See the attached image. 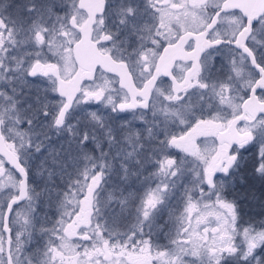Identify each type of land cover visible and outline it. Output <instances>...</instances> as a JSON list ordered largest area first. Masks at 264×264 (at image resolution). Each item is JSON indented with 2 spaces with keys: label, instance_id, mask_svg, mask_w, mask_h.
Masks as SVG:
<instances>
[{
  "label": "snow or ice",
  "instance_id": "snow-or-ice-1",
  "mask_svg": "<svg viewBox=\"0 0 264 264\" xmlns=\"http://www.w3.org/2000/svg\"><path fill=\"white\" fill-rule=\"evenodd\" d=\"M0 193V264H264V0H0Z\"/></svg>",
  "mask_w": 264,
  "mask_h": 264
},
{
  "label": "flooded vegetation",
  "instance_id": "flooded-vegetation-1",
  "mask_svg": "<svg viewBox=\"0 0 264 264\" xmlns=\"http://www.w3.org/2000/svg\"><path fill=\"white\" fill-rule=\"evenodd\" d=\"M238 11V10H237ZM174 70V72L177 74V76H179V69L178 68H174L173 69ZM106 77L107 78H110L111 80H114V81H116L117 79H118V77H116V75H113V74H110V73H107L106 74ZM161 79L162 80H165V82L167 83V82H170V78H166V77H161ZM118 85V84H117ZM119 86V85H118ZM121 91H123V90H121ZM83 107H85V108H89V110L90 109H98V110H100V109H103V108H101L99 105H97V104H91L90 106L89 105H84ZM103 110H106V109H103ZM179 132H177V134H178ZM201 139H203V138H201ZM198 143L200 142L199 140L197 141ZM209 146H211V142L209 141ZM174 154H177L178 156H183L184 154L183 153H179L178 152V150H171ZM190 160H191V158H189ZM5 167H10L9 165H5ZM0 195H3V193H0ZM175 201H177V200H173L172 201V208L170 209V211H174V212H176V211H178V210H181V208L179 207V206H175ZM250 211H251V213L254 215L255 213H258L259 211H260V209L259 208H252V209H250ZM248 217H246V219H247ZM257 219H259V217H256ZM173 229L171 228V226H168L167 228H166V230L165 231H163V232H161V231H159V234H158V236L160 237V239H159V242L160 243H165V242H167L165 245H168V244H170V243H168L170 240H171V238H172V236H173ZM157 235V233H156V231L154 230V233H152V238H153V241L154 240H156V236ZM75 239V238H74Z\"/></svg>",
  "mask_w": 264,
  "mask_h": 264
},
{
  "label": "rangeland",
  "instance_id": "rangeland-1",
  "mask_svg": "<svg viewBox=\"0 0 264 264\" xmlns=\"http://www.w3.org/2000/svg\"><path fill=\"white\" fill-rule=\"evenodd\" d=\"M112 81H113L112 86L115 87V88H118L119 86L115 83V81H114V80H112ZM97 110H98V109H97ZM97 110L92 109L91 111H97ZM104 115L107 116V114H104ZM193 166H194V165H193ZM175 206H176V207L179 206V202H178V201H175ZM181 210H182V208H181ZM173 212H174V211H173ZM209 226L211 227V226H213V225H209ZM201 227H202V226H201ZM120 230H121V231H124L125 229L122 227ZM155 231H156L157 235L155 236V237H156V240H154V242H158L160 245L164 246L167 242H165V243H163V242L160 243V242H159L160 237L158 236V234H159L160 229L157 228V229H155ZM153 233H154V231H153ZM35 242H36V239L34 238L33 241H32V244L35 243ZM168 243H171V240H170ZM33 245H34V244H33Z\"/></svg>",
  "mask_w": 264,
  "mask_h": 264
},
{
  "label": "trees",
  "instance_id": "trees-1",
  "mask_svg": "<svg viewBox=\"0 0 264 264\" xmlns=\"http://www.w3.org/2000/svg\"><path fill=\"white\" fill-rule=\"evenodd\" d=\"M5 2L7 3V2H9V0H5ZM12 2H18V0H12ZM92 109H90L89 111H91ZM95 110H97V109H95ZM98 112H100L101 114H107V110H103V109H100V110H97ZM177 132H179L180 131V129L178 128L177 130H176ZM37 180H38V184H37V191H40L41 190V185L39 184V178H37ZM55 219V217H53V216H51V215H49V220H54ZM37 243V240H36V242L35 243H33L34 245Z\"/></svg>",
  "mask_w": 264,
  "mask_h": 264
},
{
  "label": "water",
  "instance_id": "water-1",
  "mask_svg": "<svg viewBox=\"0 0 264 264\" xmlns=\"http://www.w3.org/2000/svg\"><path fill=\"white\" fill-rule=\"evenodd\" d=\"M110 74H113V75H115L114 73H110Z\"/></svg>",
  "mask_w": 264,
  "mask_h": 264
}]
</instances>
